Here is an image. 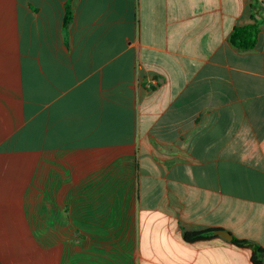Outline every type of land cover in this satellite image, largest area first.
I'll return each mask as SVG.
<instances>
[{"label":"crops","instance_id":"crops-1","mask_svg":"<svg viewBox=\"0 0 264 264\" xmlns=\"http://www.w3.org/2000/svg\"><path fill=\"white\" fill-rule=\"evenodd\" d=\"M252 4L0 0L2 264H253L232 243L264 248Z\"/></svg>","mask_w":264,"mask_h":264},{"label":"trees","instance_id":"trees-1","mask_svg":"<svg viewBox=\"0 0 264 264\" xmlns=\"http://www.w3.org/2000/svg\"><path fill=\"white\" fill-rule=\"evenodd\" d=\"M253 13L261 14L264 18V12H261V7L257 5V0H253L252 4ZM72 21V11L70 3L66 5V14L64 19V30L66 31L68 26ZM259 24H249L243 27H236L233 30L231 35L230 41L231 44L240 49V50H251L256 46L257 38L259 35ZM184 238L188 242H197V241H205L209 239L216 238L213 235L212 231H205V232H185ZM232 243L237 247H248L252 250V263L253 264H263L264 263V248L250 243L246 240L236 239L234 238ZM0 264L1 261H0Z\"/></svg>","mask_w":264,"mask_h":264},{"label":"water","instance_id":"water-1","mask_svg":"<svg viewBox=\"0 0 264 264\" xmlns=\"http://www.w3.org/2000/svg\"><path fill=\"white\" fill-rule=\"evenodd\" d=\"M215 235L217 236H221L222 238L226 239V240H232L233 239V236L230 232H227V231H216L214 232Z\"/></svg>","mask_w":264,"mask_h":264}]
</instances>
